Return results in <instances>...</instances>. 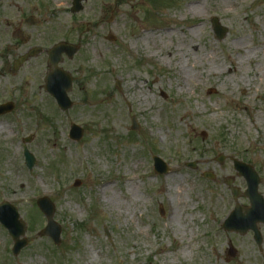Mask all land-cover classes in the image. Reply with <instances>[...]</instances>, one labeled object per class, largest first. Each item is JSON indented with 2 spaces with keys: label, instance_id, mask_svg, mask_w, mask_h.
<instances>
[{
  "label": "rangeland",
  "instance_id": "374dc122",
  "mask_svg": "<svg viewBox=\"0 0 264 264\" xmlns=\"http://www.w3.org/2000/svg\"><path fill=\"white\" fill-rule=\"evenodd\" d=\"M72 2L0 0V71L30 46H79L60 63L73 77L66 112L41 87L46 55L26 74L0 72V103L18 99L0 117V203L17 206L28 239L14 255L0 223V264H264V224L262 249L252 231L222 227L235 205L225 179L247 187L231 157L256 169L264 196V71L257 78V60L240 61L264 48V0H83L77 13ZM30 15L40 25H27ZM214 18L228 29L224 39ZM17 29L32 39L13 38ZM71 123L84 130L79 141ZM154 155L166 174L154 171ZM42 196L56 207L59 245L39 235ZM238 202L249 205L243 195Z\"/></svg>",
  "mask_w": 264,
  "mask_h": 264
},
{
  "label": "water",
  "instance_id": "95a60500",
  "mask_svg": "<svg viewBox=\"0 0 264 264\" xmlns=\"http://www.w3.org/2000/svg\"><path fill=\"white\" fill-rule=\"evenodd\" d=\"M81 1L74 0L73 12L81 10ZM213 27L215 34L218 39H223L228 29L222 26L217 18L213 19ZM108 39L114 40L115 38L111 35ZM78 47L66 42H61L54 45L49 51V64L51 67L50 72L45 77V90L48 91L57 101L60 109L66 111L72 107V101L68 96V93L72 90L73 78L72 75L59 67V63L63 60L62 55L66 54L69 58H72L77 52ZM40 53V49H32L27 55L20 57L16 62V67L20 66L28 57L35 56ZM116 85L120 88V84L117 81ZM14 108L13 103L9 102L6 104H0V115L12 111ZM132 129L140 130V125L137 123L136 117H132ZM70 136L74 140H80L83 136V129L76 125H71ZM28 139H26V142ZM24 154L26 157V163L29 168H32L35 163L34 156L29 152L25 146ZM154 169L157 173H167L168 165L158 156H153ZM224 156L218 157L219 162H223ZM234 168L238 171L240 176H243L247 182V189L242 193L238 187L233 185V179L228 178L225 183L229 186L232 191L233 197L236 201L235 208L231 211L229 216L224 220L222 226L227 231H233L240 234H245L249 230L254 232V239L258 246L261 248L263 237L260 232L259 223H264V197L259 192L258 187L260 183V177L255 169L238 159L232 158ZM192 167L195 164H191ZM205 176L214 179V175L211 172L205 173ZM78 181L76 185H79ZM244 194L249 198L250 205L243 206L237 202L238 197ZM38 205L46 215L48 219L47 226L40 232V235L50 236L56 244L61 242V227L54 220L55 206L48 197H43L38 200ZM0 221L9 230V233L14 241L13 253L18 255L22 248L28 244V240L24 237L26 233V223L20 218L17 208L9 202H3L0 204ZM106 234L108 231L106 230ZM231 256L234 255L235 251L231 247Z\"/></svg>",
  "mask_w": 264,
  "mask_h": 264
},
{
  "label": "flooded vegetation",
  "instance_id": "af4514ba",
  "mask_svg": "<svg viewBox=\"0 0 264 264\" xmlns=\"http://www.w3.org/2000/svg\"><path fill=\"white\" fill-rule=\"evenodd\" d=\"M32 16L31 18H26L25 19V23L29 26H38L40 25V20L37 19L35 16L33 15H30ZM19 30V33H15V35H17V38L16 39H19L20 41L24 42V43H27L29 42L31 39H32V36H29V35H24L23 31L21 29H17ZM38 46V45H37ZM36 47L35 45L34 46H30L25 52L23 53H18V55H15L13 57V60L12 61H7V62H3L2 64V67H1V73L3 74H6V75H12V76H16L18 75L20 72L23 71V74H26L28 71L26 70V64L31 61L32 59L40 56V55H46L47 57V72L50 70V65H49V54H48V50L42 48L41 46H38L41 48V52L37 55V56H32L30 58H28L26 61H24L20 66L16 67V63L15 61L18 60L21 56L25 55L28 51H30L32 48ZM47 72L45 71L43 76H42V82H43V85H41V87L44 89V78L47 74ZM19 84V83H17ZM14 101H17L18 99L17 98H12Z\"/></svg>",
  "mask_w": 264,
  "mask_h": 264
},
{
  "label": "bare ground",
  "instance_id": "6f19581e",
  "mask_svg": "<svg viewBox=\"0 0 264 264\" xmlns=\"http://www.w3.org/2000/svg\"><path fill=\"white\" fill-rule=\"evenodd\" d=\"M189 11L195 14L199 13V9H200V4L199 3H192L191 6H188ZM186 53L183 52V55H185ZM187 55V54H186ZM250 58H255V60H257V64L256 67L259 68L261 67L260 71L257 72L256 76L257 78H261L263 75V71H264V48H257L255 51H246V54L242 57V59H240V61H247ZM231 62H233V59L231 58ZM238 69L236 67H232V72H237ZM171 178H174L173 175L170 176ZM186 249V248H185ZM184 251V249H183Z\"/></svg>",
  "mask_w": 264,
  "mask_h": 264
}]
</instances>
